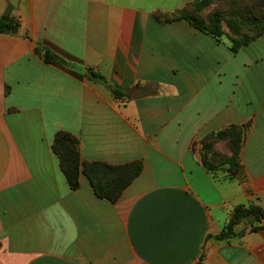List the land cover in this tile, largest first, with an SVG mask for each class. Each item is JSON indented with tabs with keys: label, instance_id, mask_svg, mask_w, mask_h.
<instances>
[{
	"label": "crops",
	"instance_id": "obj_1",
	"mask_svg": "<svg viewBox=\"0 0 264 264\" xmlns=\"http://www.w3.org/2000/svg\"><path fill=\"white\" fill-rule=\"evenodd\" d=\"M16 1L0 0L20 21L0 34V264H264V220L210 238L237 206L264 208V34L234 53L155 17L196 0ZM248 122L243 172H208L202 140ZM58 132L84 162L142 171L117 202L83 174L72 190Z\"/></svg>",
	"mask_w": 264,
	"mask_h": 264
},
{
	"label": "trees",
	"instance_id": "obj_2",
	"mask_svg": "<svg viewBox=\"0 0 264 264\" xmlns=\"http://www.w3.org/2000/svg\"><path fill=\"white\" fill-rule=\"evenodd\" d=\"M216 1L222 0H196L185 8L171 14L156 13L158 21L165 23L184 20L205 34L222 40L225 33L222 28V18L219 14H213L206 21L200 17V13ZM262 6V7H261ZM13 8L0 17V34L17 35L20 30V21L13 15ZM246 20L253 28L251 34L242 33L236 21H229V27L234 35L229 39L232 52L237 53L243 47L250 45L264 34V5L256 4L246 11ZM262 25L261 28L256 26ZM46 62L64 63L61 58L47 48H43ZM91 77L105 81L101 75L90 73ZM112 92L115 97H122L125 91L114 87ZM251 122L242 125H230L221 131L213 132L202 140V158L208 172L213 175L236 177L243 172L241 152ZM219 143L228 146L227 153H221L217 148ZM52 151L58 158L60 169L63 172L68 185L72 190L80 187V176L87 177L96 195L101 199L117 202L125 189L139 176L142 171L141 162H133L122 166H112L102 162H84L80 156V141L71 133L58 132L52 145ZM264 220V208L257 204L249 206H237L230 220L216 236H210L217 241H227L238 236L236 228L249 221L251 224ZM259 227L253 226L252 232H257ZM203 259V258H202ZM202 259L198 264H202Z\"/></svg>",
	"mask_w": 264,
	"mask_h": 264
},
{
	"label": "rangeland",
	"instance_id": "obj_3",
	"mask_svg": "<svg viewBox=\"0 0 264 264\" xmlns=\"http://www.w3.org/2000/svg\"><path fill=\"white\" fill-rule=\"evenodd\" d=\"M256 4L264 5V0H222L221 2L216 1L205 10H203L199 15L201 18L207 21L211 15L219 14L222 18V28L225 33V37L223 40L229 41L228 38L236 36L234 35L233 30H231V28L229 27V21H236L242 33L251 34V29L254 26L253 24L251 25L247 22L246 11ZM261 27L262 25L256 26L257 30ZM217 148L221 153H227L228 146H225V143H219ZM220 175L224 176L225 173L222 172L220 173ZM244 223L240 224L239 227L241 228V226H248L249 224L248 221Z\"/></svg>",
	"mask_w": 264,
	"mask_h": 264
},
{
	"label": "water",
	"instance_id": "obj_4",
	"mask_svg": "<svg viewBox=\"0 0 264 264\" xmlns=\"http://www.w3.org/2000/svg\"><path fill=\"white\" fill-rule=\"evenodd\" d=\"M10 3L13 7L18 8V2L16 0H10Z\"/></svg>",
	"mask_w": 264,
	"mask_h": 264
}]
</instances>
